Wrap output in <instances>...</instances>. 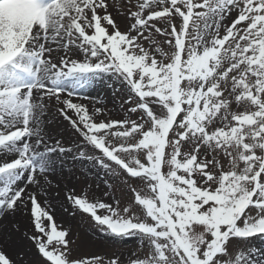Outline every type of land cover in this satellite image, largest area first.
Listing matches in <instances>:
<instances>
[{"label":"snow or ice","instance_id":"1","mask_svg":"<svg viewBox=\"0 0 264 264\" xmlns=\"http://www.w3.org/2000/svg\"><path fill=\"white\" fill-rule=\"evenodd\" d=\"M102 79L125 118L77 102ZM52 107L88 152L49 134ZM66 153L132 193L122 209L67 196L136 239L128 264H264V0H0V214L30 216L36 264H105L74 256L30 190Z\"/></svg>","mask_w":264,"mask_h":264},{"label":"rangeland","instance_id":"2","mask_svg":"<svg viewBox=\"0 0 264 264\" xmlns=\"http://www.w3.org/2000/svg\"><path fill=\"white\" fill-rule=\"evenodd\" d=\"M118 17L119 16H116V18ZM119 23H121V25L123 26L126 23V20H123ZM103 83L104 82L102 80H97L93 83V85L88 86L86 88V91H88L92 95L94 94V96H97V98L99 99H102L104 95L108 94V104L107 106L104 104H95L94 106H90V110L93 107L106 108L107 111L104 118H111L115 120L125 118L126 113L121 111L123 93L121 92L114 95L113 93L115 91L116 85L114 84L112 88H109V81H107V85H104ZM54 115L56 116V121L61 124L62 127L66 128L65 131H62V135L60 133L61 136H64L62 137L63 139L60 140H62L65 145L72 146L74 151L77 145H81L82 147H84V150L88 152L89 146H85L82 144V140L79 139L80 136L77 133H72V135L74 136L70 135L71 139L69 141L67 140L68 138L65 137V133L70 134L72 128L60 117L59 113L56 111V108L52 107L49 109L48 117H54ZM99 118L100 117H97V119ZM50 124L51 122L47 125V128ZM54 128L55 125L50 127V130L55 131ZM51 136L57 139L56 134ZM73 154L74 153H66L63 157H60L57 164L59 163L63 168L62 170H60L56 166V169L53 172V176L51 179H49L50 182H48L50 185L41 187L31 186L30 190L37 193L38 200L41 202L42 206L50 210L58 225H61L64 229H70V235L67 238L73 241V243L71 244V248L74 256L102 257L105 260V264H107L109 259L113 257H119L122 261H124V264H128V261L131 258H135L133 256V253L138 252L136 239L133 238L130 240H123L101 232L96 228L89 217H87L89 221H87L86 218H84L85 220H83L79 217V221L74 222L70 214H68L66 211V209L71 211L70 206L72 202L67 198L65 199L63 197V194L65 192H69L68 195H79L82 198H86L90 202L105 201L108 203H113L114 201L119 200V206L122 209L123 207L129 206L132 203V193L128 190V186L118 175L108 173L107 170L103 169L93 161L85 160L84 164H81L80 160L72 159ZM68 158L71 159V163L68 164L71 167L74 164H78L73 166V169L75 170L73 172L72 170L67 172L70 166L64 165L66 164V160ZM60 161H62V164ZM85 164L90 165L95 173H91ZM132 183L135 182L133 181ZM79 223H85L86 226H83L84 229L79 226ZM82 238H86V240L82 241V244L84 246L93 245V247L82 248L80 246V240ZM26 242L32 244V242L28 239ZM130 244H133V246L130 250H126L127 245ZM257 244H259L258 241ZM31 246L33 254L30 255L29 258L27 254L21 256H25L28 262L25 261L24 263H21L20 260H16L14 258H11L10 256L9 257L15 261V264H36V250L33 245Z\"/></svg>","mask_w":264,"mask_h":264},{"label":"bare ground","instance_id":"3","mask_svg":"<svg viewBox=\"0 0 264 264\" xmlns=\"http://www.w3.org/2000/svg\"><path fill=\"white\" fill-rule=\"evenodd\" d=\"M114 2L118 4H122L124 3V0H114ZM114 15L119 16L118 18H116L118 22H121L124 20L121 15L117 13H114ZM97 102H98L97 96H94V100L83 99L82 103L88 105L90 108V106H94L95 104H97ZM48 120L52 122L50 127H52L53 125H55V127L58 126V122L55 120V117H50L48 118ZM31 228H32V225L30 223L29 215H24V214H21L20 212H17L15 215H12V214L5 215L4 214L2 217H0V249L5 251L11 258L20 260L21 263H24L25 261L28 262L25 256L23 257L21 256L24 254H27L29 258L30 255L33 254V250L31 248L32 244H29L28 242H26L27 238L25 235L26 231H31ZM83 240H86V238H82L80 240V246L82 248L93 247V245L84 246L82 244ZM132 246L133 244L127 245L126 250H130Z\"/></svg>","mask_w":264,"mask_h":264}]
</instances>
